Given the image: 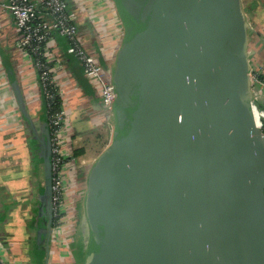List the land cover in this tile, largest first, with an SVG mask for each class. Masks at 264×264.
Wrapping results in <instances>:
<instances>
[{"label":"water","instance_id":"water-1","mask_svg":"<svg viewBox=\"0 0 264 264\" xmlns=\"http://www.w3.org/2000/svg\"><path fill=\"white\" fill-rule=\"evenodd\" d=\"M114 2L115 126L87 180L83 264H264V137L241 0Z\"/></svg>","mask_w":264,"mask_h":264},{"label":"crops","instance_id":"crops-1","mask_svg":"<svg viewBox=\"0 0 264 264\" xmlns=\"http://www.w3.org/2000/svg\"><path fill=\"white\" fill-rule=\"evenodd\" d=\"M4 1L0 0V259L6 264H41L46 257L41 240V206L48 118L34 56L18 46L20 31ZM69 1L79 11L81 42L108 69L125 35L114 0ZM241 3L250 24L251 67L264 73V0ZM66 39L54 31L44 50L51 56L67 109L65 137L67 151L73 153L77 145H84L80 143L91 131L111 123L114 127L115 121ZM87 150L73 153L76 159L66 167L71 178L73 174L80 178V194L103 151L88 155ZM84 237L81 242L89 240L87 234ZM75 248L67 249L65 255L62 246L50 249L49 264L83 260L85 245Z\"/></svg>","mask_w":264,"mask_h":264},{"label":"built area","instance_id":"built-area-1","mask_svg":"<svg viewBox=\"0 0 264 264\" xmlns=\"http://www.w3.org/2000/svg\"><path fill=\"white\" fill-rule=\"evenodd\" d=\"M3 5L12 11L19 28L18 46L29 50L34 56V64L40 70V83L50 106L56 95L61 92L56 74L53 73L54 65L50 63L51 56L45 52L44 47L53 32L57 31L69 41L70 49L84 65L89 80L94 86L97 85L106 108L110 110L113 107L116 97L114 84L104 64L81 42L79 11L71 6L69 0H5ZM250 76L254 90L256 123L264 137V114L262 115L260 107V97L264 98V73L252 68ZM66 113L65 103L62 102L49 120L53 204L58 199L61 200L65 192V169L76 159L72 152L67 151Z\"/></svg>","mask_w":264,"mask_h":264},{"label":"rangeland","instance_id":"rangeland-1","mask_svg":"<svg viewBox=\"0 0 264 264\" xmlns=\"http://www.w3.org/2000/svg\"><path fill=\"white\" fill-rule=\"evenodd\" d=\"M121 17V16H120ZM122 21V18H121ZM123 24V21L122 23ZM71 53H74L72 50ZM96 56V55H95ZM98 59V57L96 56ZM53 73L55 74L54 70ZM97 87V85L95 86ZM60 88V85H59ZM61 96V94H60ZM264 102V100H262ZM260 102V107L262 111V115L264 114V103ZM263 117V116H262ZM264 118V117H263ZM114 133V127L111 125H105L102 127H98L94 129V131H91V133L88 134L87 137L81 141L80 144L84 145H77V149H74V154L76 153H84L85 148L87 147V153L89 154H98L102 150H104L112 141ZM80 161V159H78ZM80 163V162H79ZM70 166V165H69ZM71 171L69 170L66 172L65 169V192L61 197V200H57L55 204H53L52 207V220H51V238H50V249L52 248H60L62 246V250L64 252V255L67 254V249H74L75 247L84 246L85 242L88 241H82V238L84 239L85 235H89V227L86 226V222L83 221L84 217V196L86 193V186H84V191L82 194H80V188L78 186V181L80 180L78 178H75L74 174L72 178L70 177ZM68 178V179H67ZM71 178V179H70ZM80 184V183H79ZM46 203V202H45ZM57 209V210H56ZM49 221V213L45 211V208H43L41 212V222L43 223L42 229V247L44 248V253L46 252V240L48 236V223ZM87 228V229H86ZM44 232V233H43ZM89 232V233H88ZM77 242V244H76ZM52 246V247H51ZM76 249V248H75ZM50 250V252H51ZM42 252V250H41ZM42 254V255H43ZM68 255L66 256V258ZM78 258V256L76 255ZM76 260V259H75ZM79 262H73L75 264H83V260L81 258H78ZM71 262L68 263V261H64L62 264H71ZM32 264H35L34 261H32ZM41 264H45V261L43 260Z\"/></svg>","mask_w":264,"mask_h":264},{"label":"trees","instance_id":"trees-1","mask_svg":"<svg viewBox=\"0 0 264 264\" xmlns=\"http://www.w3.org/2000/svg\"><path fill=\"white\" fill-rule=\"evenodd\" d=\"M68 45H69V48H70V44H69V41L66 39ZM75 55V54H74ZM76 56V55H75ZM77 57V56H76ZM77 60L82 64V62L77 58ZM50 63L52 64V61H50ZM83 65V64H82ZM84 66V65H83ZM85 69V67H84ZM39 70V69H38ZM86 71V70H85ZM87 73V72H86ZM39 75H40V70H39ZM44 93V92H43ZM44 95V98H45V107H46V114H47V118H48V128H49V131H50V124H49V120H50V116L54 113V111L58 110L59 107L61 106L62 104V97L58 94L56 95L54 101L52 102V106H50L48 104V99L46 98V95L45 93L43 94ZM52 157V155H51ZM51 162H52V158H51ZM80 180V178H79ZM80 182L78 181V186H80L79 184Z\"/></svg>","mask_w":264,"mask_h":264}]
</instances>
